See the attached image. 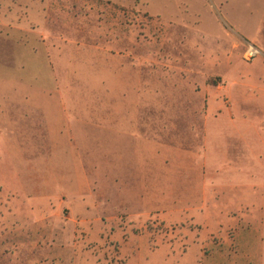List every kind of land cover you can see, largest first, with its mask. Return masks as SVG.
Here are the masks:
<instances>
[{"label":"rangeland","instance_id":"374dc122","mask_svg":"<svg viewBox=\"0 0 264 264\" xmlns=\"http://www.w3.org/2000/svg\"><path fill=\"white\" fill-rule=\"evenodd\" d=\"M0 264H264V0H0Z\"/></svg>","mask_w":264,"mask_h":264},{"label":"crops","instance_id":"0c3cea01","mask_svg":"<svg viewBox=\"0 0 264 264\" xmlns=\"http://www.w3.org/2000/svg\"><path fill=\"white\" fill-rule=\"evenodd\" d=\"M204 95H208V100H209V103H210V107H209V109H208V113L207 114H205V115H203L202 117H200L199 119H197V120H195V122L197 121V123H200L201 124V126H200V139H201V145H203V143L205 144V142H206V139H207V133H208V120L210 119V118H218V117H222V115L224 114V113H230V111L229 110H227V109H225L224 108V105L223 104H221L220 102H218V101H215V100H213V99H211V95L209 94V93H204ZM224 109L226 110V111H224ZM232 118H234V115H230ZM148 134V136H150L149 135V133H147ZM154 145V144H153ZM157 146V145H156ZM205 148L204 147H202V151L204 150ZM183 151H186V152H188V153H190V154H192V151L191 150H183ZM156 152H157V155H160V149H159V146H157L156 147ZM201 154H205V151L204 152H202ZM202 169L201 170H203L205 167H206V171H207V167H208V165L206 164V161H204L203 162V164H202ZM207 175L205 174V175H203L202 174V178H205Z\"/></svg>","mask_w":264,"mask_h":264},{"label":"built area","instance_id":"2783aa9c","mask_svg":"<svg viewBox=\"0 0 264 264\" xmlns=\"http://www.w3.org/2000/svg\"><path fill=\"white\" fill-rule=\"evenodd\" d=\"M257 55H259V51L252 45H250L245 52L246 60H253Z\"/></svg>","mask_w":264,"mask_h":264}]
</instances>
